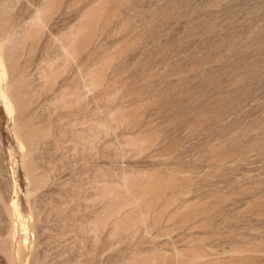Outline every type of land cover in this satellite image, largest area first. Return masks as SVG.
I'll return each instance as SVG.
<instances>
[{"label": "rangeland", "instance_id": "obj_1", "mask_svg": "<svg viewBox=\"0 0 264 264\" xmlns=\"http://www.w3.org/2000/svg\"><path fill=\"white\" fill-rule=\"evenodd\" d=\"M0 75V264H264V0H0Z\"/></svg>", "mask_w": 264, "mask_h": 264}, {"label": "bare ground", "instance_id": "obj_2", "mask_svg": "<svg viewBox=\"0 0 264 264\" xmlns=\"http://www.w3.org/2000/svg\"><path fill=\"white\" fill-rule=\"evenodd\" d=\"M3 67V66H2ZM4 69V68H3ZM1 76V75H0ZM2 98H3V100H7V95L5 94V93H2Z\"/></svg>", "mask_w": 264, "mask_h": 264}]
</instances>
